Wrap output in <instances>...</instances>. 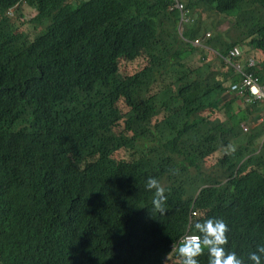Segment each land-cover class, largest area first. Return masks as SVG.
<instances>
[{"label": "trees", "instance_id": "obj_1", "mask_svg": "<svg viewBox=\"0 0 264 264\" xmlns=\"http://www.w3.org/2000/svg\"><path fill=\"white\" fill-rule=\"evenodd\" d=\"M22 1L0 0V264H181L180 239L208 218L250 264L264 103L229 92L241 76L225 58L240 47L264 84V16L215 51L193 42L264 0H179L182 16L174 0H32L28 20ZM244 121L258 131L240 142ZM196 259L209 264L203 245Z\"/></svg>", "mask_w": 264, "mask_h": 264}, {"label": "clouds", "instance_id": "obj_2", "mask_svg": "<svg viewBox=\"0 0 264 264\" xmlns=\"http://www.w3.org/2000/svg\"><path fill=\"white\" fill-rule=\"evenodd\" d=\"M182 26L183 23H181L178 29L179 34H181L183 30ZM193 45L201 48L204 46L199 39L194 40ZM239 60L245 65L249 61H253H244L242 55ZM145 187L146 189L155 190L152 205L155 209L163 211L162 205L166 200V196L164 195V189L159 186L157 179L149 177ZM194 228L201 235L199 237L192 236L186 238L184 242L178 246L177 251L178 255L181 257V264H198L196 257L201 253L202 245L207 248L210 257L209 264H243L242 260L235 252L225 253L223 245L227 240L225 235L227 227L223 220L208 218L203 222L197 221L194 224ZM262 260H264V245H258L255 251L248 254V261L250 264H262Z\"/></svg>", "mask_w": 264, "mask_h": 264}, {"label": "rangeland", "instance_id": "obj_3", "mask_svg": "<svg viewBox=\"0 0 264 264\" xmlns=\"http://www.w3.org/2000/svg\"><path fill=\"white\" fill-rule=\"evenodd\" d=\"M32 0H26L22 1L20 6H19V12L23 14L22 18L24 20H28L29 18H31L34 14H35V10L33 9V6L29 5V3ZM33 4V3H32ZM13 12L12 10L10 11V14ZM264 16V11L263 10H259L257 11H250L245 18H242V20H238L235 22V24H229L227 22L221 23V25L217 24V20H213L211 21V25L209 27L208 33L199 38V41H208L210 44L213 45H217L216 48L220 47L223 43H226L228 40L233 39V38H245L243 35H241L247 28L253 27L255 26ZM214 17V16H211ZM216 19V18H215ZM233 23V22H232ZM178 25V29L181 25V21L177 22ZM218 32H220V37L223 38L225 41L223 42H218L216 40H212L211 38L214 36H217ZM240 35V36H239ZM239 36V37H238ZM218 37V36H217ZM219 37V38H220ZM204 48V47H202ZM199 54L197 52H195L189 59H190V64L193 66L196 62L199 61ZM209 61H211L212 63L215 61V58H210ZM211 63V64H212ZM210 70V69H209ZM210 116V112H207V110L202 111L200 113H198L197 115H195V117L198 118H206ZM242 124H245L244 127H247L249 129V123H247L246 121H244ZM249 126V127H248ZM258 130H252V128L249 129V132L247 134H242L243 136L240 137V142H244L246 139H249L251 136L256 135ZM156 158L157 159H161V158H168L167 154L165 152H163L162 150L158 152V154H156ZM197 178V177H196ZM195 180V179H194ZM190 189L192 190L193 193H197V191H199L200 186L198 184V182L192 181L189 184ZM186 235H197V234H193V233H189ZM185 235V236H186ZM199 237V235H197ZM184 237V236H183ZM146 263L147 264H154L152 260L150 259H146Z\"/></svg>", "mask_w": 264, "mask_h": 264}, {"label": "built area", "instance_id": "obj_4", "mask_svg": "<svg viewBox=\"0 0 264 264\" xmlns=\"http://www.w3.org/2000/svg\"><path fill=\"white\" fill-rule=\"evenodd\" d=\"M173 8L179 11L182 16L184 11V5L179 0H174ZM187 22V20L181 21V23ZM242 55L240 47H234L228 54L225 61L229 63L241 76L238 83L231 86L229 92L238 94L241 97H245V100L250 104L254 101H259L264 103V84L261 83L260 77L250 70L254 66L253 61H249L246 65L243 64L239 59ZM264 122V113L260 119ZM244 131L247 132L248 128L244 127ZM197 235H186L182 237L179 243H183L186 238H190ZM198 237V236H197ZM176 248V245L174 246Z\"/></svg>", "mask_w": 264, "mask_h": 264}, {"label": "crops", "instance_id": "obj_5", "mask_svg": "<svg viewBox=\"0 0 264 264\" xmlns=\"http://www.w3.org/2000/svg\"><path fill=\"white\" fill-rule=\"evenodd\" d=\"M220 34H221V33L218 32V34H217L218 37H217V36H215V37L213 36L211 39H212V40H216V41H218V42H223V41H225L223 38L220 37ZM219 37H220V38H219ZM209 40H210V39H209ZM209 40L207 41L208 43L205 44L203 47L206 48L208 51H215V50L217 49V48H216L217 45L210 44ZM204 48H203V49H204ZM258 69H259V68H258ZM260 70H261V69H260Z\"/></svg>", "mask_w": 264, "mask_h": 264}]
</instances>
